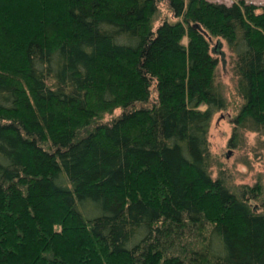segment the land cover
Here are the masks:
<instances>
[{
    "label": "trees",
    "instance_id": "1",
    "mask_svg": "<svg viewBox=\"0 0 264 264\" xmlns=\"http://www.w3.org/2000/svg\"><path fill=\"white\" fill-rule=\"evenodd\" d=\"M217 37L264 136V6L0 0V264H264L257 185L211 170Z\"/></svg>",
    "mask_w": 264,
    "mask_h": 264
},
{
    "label": "rangeland",
    "instance_id": "2",
    "mask_svg": "<svg viewBox=\"0 0 264 264\" xmlns=\"http://www.w3.org/2000/svg\"><path fill=\"white\" fill-rule=\"evenodd\" d=\"M246 1L259 5V8L264 6V0ZM164 7L161 8L162 16L172 18ZM212 53L218 59L215 83L226 101L225 108L214 113L208 131L213 176L221 177L238 194L257 185L260 201H264V136L253 130L234 129V120L243 102L237 89L235 55L222 37L212 40ZM120 113L121 109H117L105 119L110 120ZM254 203L260 205L259 201Z\"/></svg>",
    "mask_w": 264,
    "mask_h": 264
},
{
    "label": "water",
    "instance_id": "3",
    "mask_svg": "<svg viewBox=\"0 0 264 264\" xmlns=\"http://www.w3.org/2000/svg\"><path fill=\"white\" fill-rule=\"evenodd\" d=\"M196 26H198L199 27V25L197 24Z\"/></svg>",
    "mask_w": 264,
    "mask_h": 264
}]
</instances>
